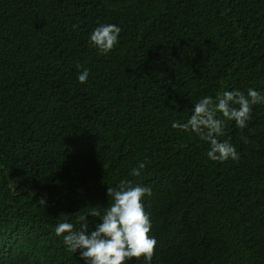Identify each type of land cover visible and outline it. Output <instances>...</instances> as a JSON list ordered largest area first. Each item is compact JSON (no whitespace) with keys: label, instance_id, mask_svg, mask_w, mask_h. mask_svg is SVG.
Returning a JSON list of instances; mask_svg holds the SVG:
<instances>
[{"label":"trees","instance_id":"16d2710c","mask_svg":"<svg viewBox=\"0 0 264 264\" xmlns=\"http://www.w3.org/2000/svg\"><path fill=\"white\" fill-rule=\"evenodd\" d=\"M101 24L122 29L107 55ZM249 88L264 96V0H0V264H85L55 228L95 230L121 181L151 188L158 242L127 264H264V102L225 121L238 160L172 127Z\"/></svg>","mask_w":264,"mask_h":264},{"label":"clouds","instance_id":"9594fccd","mask_svg":"<svg viewBox=\"0 0 264 264\" xmlns=\"http://www.w3.org/2000/svg\"><path fill=\"white\" fill-rule=\"evenodd\" d=\"M75 27V26H74ZM122 29L116 24H101L90 34V44L100 54L107 55L119 42ZM77 67H80L78 65ZM89 70L84 69L78 75L80 83H85ZM264 102V96L252 88L247 95L239 90H225L222 96L213 100L204 97L194 105L192 114L186 123L173 122L172 127L182 131H191L209 144L208 159L220 163L229 159L238 160L239 153L228 140H219L225 135V121L232 120L237 128H247L252 118L253 106ZM222 118H218L217 114ZM145 164L133 169L131 175L140 176ZM108 197L112 204L101 217L97 211L90 213L99 217L95 230H88L87 224H81L77 230L70 222H62L55 228L57 236H63V242L73 253L79 251L85 264H127V261L141 257L151 262L157 247V240L149 235L152 224L142 203L145 195H151V188L133 185L131 181H121L118 189L109 188ZM46 203L45 199L40 200ZM85 217H78V221Z\"/></svg>","mask_w":264,"mask_h":264}]
</instances>
